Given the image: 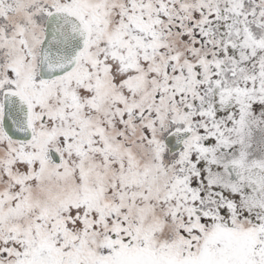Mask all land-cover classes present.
I'll return each mask as SVG.
<instances>
[{
    "label": "snow or ice",
    "instance_id": "obj_1",
    "mask_svg": "<svg viewBox=\"0 0 264 264\" xmlns=\"http://www.w3.org/2000/svg\"><path fill=\"white\" fill-rule=\"evenodd\" d=\"M0 264H264V0H0Z\"/></svg>",
    "mask_w": 264,
    "mask_h": 264
}]
</instances>
